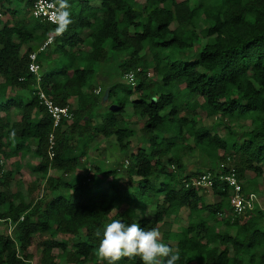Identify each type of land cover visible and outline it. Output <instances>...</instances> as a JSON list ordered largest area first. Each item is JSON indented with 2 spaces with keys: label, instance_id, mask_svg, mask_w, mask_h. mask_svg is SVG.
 <instances>
[{
  "label": "trees",
  "instance_id": "1",
  "mask_svg": "<svg viewBox=\"0 0 264 264\" xmlns=\"http://www.w3.org/2000/svg\"><path fill=\"white\" fill-rule=\"evenodd\" d=\"M68 4L71 24L58 35L55 25L30 14L32 0H0L6 16L0 19V222L14 232H0V264H27L34 236L39 264H107L97 249L112 220L159 229L161 241L179 254L176 264H264V209L255 203L232 217L226 181L214 180L212 202L206 189L186 185L201 172L223 174L228 167L235 168L244 194L256 193L258 179L264 181V0ZM49 36L54 48L50 44L46 56L38 51L45 66L37 82L28 71L34 48L22 47ZM195 42L196 54H184ZM117 60L134 82L111 86L113 106L98 112L92 79L101 64ZM17 89L29 98L5 96ZM38 90L68 105L72 119L53 127ZM197 109L217 123L203 125ZM12 115L17 120L11 122ZM137 121L138 130L130 125ZM136 132L125 180L119 170L88 160L99 137L127 151ZM16 137L20 142L12 144ZM29 139L36 140L33 147L25 145ZM21 150L37 158L33 170L45 179L35 201L11 189L19 168L3 169L4 159ZM182 208L188 210L185 223L164 229ZM61 236L73 238L71 246ZM118 264L142 262L134 256Z\"/></svg>",
  "mask_w": 264,
  "mask_h": 264
},
{
  "label": "rangeland",
  "instance_id": "2",
  "mask_svg": "<svg viewBox=\"0 0 264 264\" xmlns=\"http://www.w3.org/2000/svg\"><path fill=\"white\" fill-rule=\"evenodd\" d=\"M1 19H4V16L0 17ZM75 30V29H74ZM205 41V40H204ZM203 41V43H204ZM194 47L184 52L186 55H194L197 52V49L199 48V44L197 42L194 43ZM54 45L52 44L50 46V49H53ZM49 48L42 51L41 55L46 56L48 53ZM120 60H117L116 62H110L109 64L102 65L98 69V73L95 77L92 79V82L94 83L93 88H95V92H99L100 95V110L98 112H107V109L112 108V101L107 97V91L108 89L117 83H125L127 82L126 75L121 74V72L118 69V64ZM182 87V86H181ZM17 92H21L17 89ZM199 101L201 99L199 98ZM197 116L198 119L201 121L203 125L206 126H214V124L217 123L219 118L215 117H209L203 110L197 109ZM246 124V123H245ZM131 127H135L136 130H138V127L141 126L139 121L130 124ZM223 130V129H221ZM139 135V132H136V134L132 138V143L130 146V149L127 151H120L116 144L114 143V139L112 138H106L103 139V137H99L100 140L99 145L94 148L92 151L88 154V160L98 164L102 169H117L119 170L118 175L122 178V180L126 179V165H127V155L130 153L132 148H135L136 144L138 143L137 137ZM36 158L34 156H26L22 161L16 160L15 162L7 163L8 161L5 160L4 164V170H11L16 168L17 165H20V171L16 175L15 180H18L19 182H12L11 189L13 191L19 190L22 195L27 194L33 201L38 199L41 195L42 187L44 186V179L41 177L40 173H33L30 169V166L35 164ZM86 162L87 166L89 162L87 159L84 160ZM7 163V165L5 164ZM187 169H194L192 165H187ZM60 173L57 172V175ZM247 176H252V173H247ZM67 180H70L71 177H66ZM202 193L205 196V199L208 202H212V194L210 190H202ZM257 204L261 208L264 209V181L263 179H258V185H257ZM188 210L186 208H182L177 216H172L171 218L167 219V224L162 225L164 229H168L170 227L176 228L181 226L185 223L187 219ZM10 225V226H9ZM0 232L6 233L8 235H11L14 237L13 232V225L10 223H4L0 222ZM63 239L68 241L70 243L73 242V238L68 236H61ZM39 238L37 236H34L31 240V246L28 250V252L32 255L31 259L28 261L27 264H39L40 261V249H39ZM172 244H175L172 242ZM69 246V247H70ZM54 253H56V250H53Z\"/></svg>",
  "mask_w": 264,
  "mask_h": 264
},
{
  "label": "clouds",
  "instance_id": "3",
  "mask_svg": "<svg viewBox=\"0 0 264 264\" xmlns=\"http://www.w3.org/2000/svg\"><path fill=\"white\" fill-rule=\"evenodd\" d=\"M68 0H58L56 32L62 34L71 24ZM159 229L145 230L139 222L112 220L104 228L97 254L107 264H118L122 257L138 256L142 264H176L179 254L160 239Z\"/></svg>",
  "mask_w": 264,
  "mask_h": 264
},
{
  "label": "built area",
  "instance_id": "4",
  "mask_svg": "<svg viewBox=\"0 0 264 264\" xmlns=\"http://www.w3.org/2000/svg\"><path fill=\"white\" fill-rule=\"evenodd\" d=\"M57 0H32L31 5V14L33 17L40 20L46 21L51 25H55L57 28L56 15H57ZM57 33V32H56ZM53 41L52 36H49L43 44L40 46V49L46 48ZM39 49V50H40ZM37 51L29 53L28 58V71L32 73L37 82L40 80L42 66L37 61ZM127 77L128 83L134 82V75L132 72L125 74ZM38 97L39 103L44 107L46 112L52 118L53 127H57L62 120L70 121L72 119V112L68 105L60 106L52 99H50L43 91L38 90L35 92ZM54 137L53 134L49 135V157L54 155ZM223 166V164L221 165ZM1 173V172H0ZM220 179L226 181L228 186L231 189V194L229 197L230 212L229 214L232 217L236 215H241L246 211L252 210L255 203L257 202L256 193L244 194L241 191V185L237 179L236 171L234 167H228L223 174H218V172L213 171H204L190 178L187 181L186 185L199 186L206 190H211L213 182L215 179Z\"/></svg>",
  "mask_w": 264,
  "mask_h": 264
},
{
  "label": "crops",
  "instance_id": "5",
  "mask_svg": "<svg viewBox=\"0 0 264 264\" xmlns=\"http://www.w3.org/2000/svg\"><path fill=\"white\" fill-rule=\"evenodd\" d=\"M30 14H31V9H30ZM32 15V14H31ZM1 16H4V19H2V20H5L6 19V16L5 15H1L0 14V17ZM35 18V17H34ZM1 19V18H0ZM45 41V40H44ZM43 41V42H44ZM43 42H41V43H36V42H31V43H29V44H24L23 45V47H22V49H25L27 46H31V47H33L34 48V51H43V50H45V49H47V47L50 45H48L46 48H44V49H40V46L43 44ZM52 44V43H51ZM40 49V50H39ZM113 62H116V61H113ZM110 63V62H109ZM109 63H104V64H101V66L102 65H106V64H109ZM41 66H45V63H42V65ZM100 68V67H99ZM98 68V69H99ZM96 79V78H95ZM5 96L8 98V97H15V96H21L24 100H26V99H28L29 98V94L27 93V92H11L10 90L8 91V92H5ZM73 101H75V99L73 100ZM112 101V100H111ZM35 116H37V113H35ZM15 120H17V116H15V115H12L11 116V119H10V121L11 122H13V121H15ZM4 141H6V140H4ZM11 142H12V144L13 143H19L20 142V140H19V138H11ZM36 144V140L35 139H29V140H27L26 141V143H25V145L26 146H34ZM23 150V149H22ZM22 150L21 151H19V153L18 154H15V155H12V156H10L9 158H6V159H4V162H5V160H7L8 162L7 163H11V162H15L17 159L18 160H20V161H22L26 156H34L33 154H32V152H26V153H24V155L22 154L21 155V152H22ZM8 151H9V149H8ZM34 158H36L35 156H34ZM3 162V163H4ZM7 163H5L6 165H7ZM37 163H38V160H37V158H36V160H35V164L34 165H32V166H30V169H31V171L33 172V173H38V172H35L34 170H33V168L37 165ZM17 168H20V165H17L16 166V168H14V169H11V170H15V169H17ZM20 170V169H19ZM21 172V171H20ZM57 173V172H56ZM18 173H16V175H17ZM16 175H15V177H16ZM41 175V174H40ZM73 176V174H69V175H67L66 177H72ZM65 177V178H66ZM18 181V180H17ZM44 181H45V179H44ZM19 182V181H18ZM25 196H27L28 198H30L27 194H25ZM31 199V198H30ZM32 200V199H31ZM10 226V225H9Z\"/></svg>",
  "mask_w": 264,
  "mask_h": 264
}]
</instances>
